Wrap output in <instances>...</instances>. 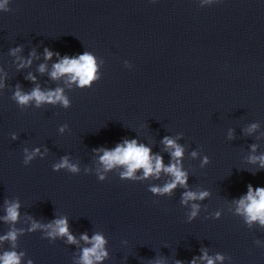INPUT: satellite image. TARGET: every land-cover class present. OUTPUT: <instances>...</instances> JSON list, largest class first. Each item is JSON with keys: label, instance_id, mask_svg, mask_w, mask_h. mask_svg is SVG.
<instances>
[{"label": "water", "instance_id": "95a60500", "mask_svg": "<svg viewBox=\"0 0 264 264\" xmlns=\"http://www.w3.org/2000/svg\"><path fill=\"white\" fill-rule=\"evenodd\" d=\"M0 264H264V0H0Z\"/></svg>", "mask_w": 264, "mask_h": 264}]
</instances>
